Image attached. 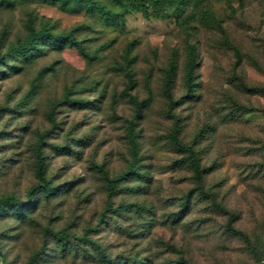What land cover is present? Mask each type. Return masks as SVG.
<instances>
[{"label": "rangeland", "instance_id": "374dc122", "mask_svg": "<svg viewBox=\"0 0 264 264\" xmlns=\"http://www.w3.org/2000/svg\"><path fill=\"white\" fill-rule=\"evenodd\" d=\"M94 1L112 14L0 0V199L23 204L0 209V264H264V0H190L182 12ZM40 30L69 33L86 56L44 39L9 53ZM131 98L145 102L138 118ZM130 121L144 177L118 180L108 204L107 180L130 168Z\"/></svg>", "mask_w": 264, "mask_h": 264}, {"label": "trees", "instance_id": "16d2710c", "mask_svg": "<svg viewBox=\"0 0 264 264\" xmlns=\"http://www.w3.org/2000/svg\"><path fill=\"white\" fill-rule=\"evenodd\" d=\"M87 3L93 5L94 7H96L100 12L107 14V15H111L112 13L110 11H108L104 5H102L99 2H96L94 0H84ZM119 3L125 4L129 7H131L134 10H137L139 12H145V6H146V1L144 0H115ZM149 3L153 6V8L158 9L160 8L162 5L166 4V3H170L173 2L176 4V8L182 12L187 4L190 2V0H148ZM203 17L208 19L210 18V13L209 11H204L203 13ZM47 40L49 42H56V43H60V42H65L67 41L71 46H73L82 56H86L81 45L76 42L69 33H65V34H59V35H55L52 34L48 31H32L29 33V35L26 37V39L17 46H13L9 49V53L14 54V55H25L28 54L31 49L34 47L35 43L39 40ZM186 50H187V65H186V71H185V75H184V83H185V87L186 90L190 93L194 90L195 88V79L196 76L194 74V69H195V61H194V53L196 48L194 47V45H192L191 43L186 42ZM173 71L172 67L170 69H168L167 73H166V77H165V81L167 83L170 82L171 80V72ZM264 91V89H263ZM70 93L69 90L66 91V95L68 96ZM264 94V93H263ZM132 103L135 106V110L137 112V116L136 118H138L140 111L142 110V108L145 106V102L142 103H138L136 102L133 98H131ZM65 101H67L70 104H77V105H85V103L82 102H75V101H68V99L65 97ZM247 112H251L253 109L252 108H247L246 109ZM135 123L130 121L127 123V128H126V135H127V139H128V143H129V149H130V153H131V164H130V168L125 171L118 179L116 180H107V203L109 204L112 200V197L115 194V184L118 180H125L127 177L134 175V176H139L141 178L144 177L143 174H140L136 168V163L138 161L137 159V133L135 132ZM171 142L177 147L178 145V140H177V133L175 132V134L172 135L171 137ZM191 166L194 170V172L196 174L200 173L198 164L196 163V161L194 159H192L191 161ZM36 178L38 180V185L37 188L39 190H41L44 194L46 195H50L54 188L51 187L50 183L46 180L45 178V164L44 161L41 157V155L39 153H37V161H36ZM188 196H186V204L183 207V210L185 211L187 209V204H188ZM4 207H9V209L14 213V214H21L22 212V208H23V204L13 198H3L0 199V209L4 208ZM230 221L227 225V229H229L230 231H233V228L230 225Z\"/></svg>", "mask_w": 264, "mask_h": 264}]
</instances>
